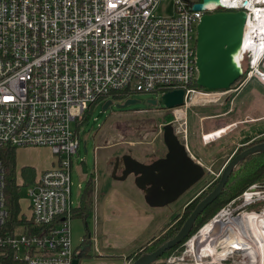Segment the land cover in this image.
I'll use <instances>...</instances> for the list:
<instances>
[{
  "label": "built area",
  "instance_id": "built-area-1",
  "mask_svg": "<svg viewBox=\"0 0 264 264\" xmlns=\"http://www.w3.org/2000/svg\"><path fill=\"white\" fill-rule=\"evenodd\" d=\"M163 1L0 0V246L16 250L26 264H73L77 258L73 156L79 126L95 105L121 92L162 97L183 89L184 104L168 109L165 124L173 125L189 150V110L222 103L235 90L239 81L229 90L197 84L198 25L205 14L247 12L240 84L254 77L264 82V0L210 1L201 10L193 5L202 1L170 0L172 16L157 14ZM207 135L203 139L210 141ZM6 147H46L55 156V164L26 186L32 226H20V233L2 232L9 215L1 157ZM261 187L255 184L243 194L246 203L264 201ZM191 245L185 251L195 257L191 264H213L197 259ZM167 264L190 263L183 256Z\"/></svg>",
  "mask_w": 264,
  "mask_h": 264
},
{
  "label": "rangeland",
  "instance_id": "rangeland-1",
  "mask_svg": "<svg viewBox=\"0 0 264 264\" xmlns=\"http://www.w3.org/2000/svg\"><path fill=\"white\" fill-rule=\"evenodd\" d=\"M156 12L159 15L172 16L175 13V4L170 0L163 1L158 5ZM254 78L255 80L251 84L247 85L246 83L244 85L247 87L237 100L233 99L234 93H231L220 104L200 103L189 110L190 153L204 163L206 162L205 164L208 168L204 166L207 169L205 176L176 201L156 209L158 219L165 221L167 223L165 226L168 227L164 226V230L163 227L156 236L147 242L146 244L149 246L159 243L158 239L166 235L171 222L174 221L173 223L175 224L181 220H187L199 202L217 186L224 167L236 154L264 140V119H259L264 116V97L262 96L264 95V85L256 86L257 79L261 82L263 81L258 77ZM129 98L138 99L140 102L125 108L117 107L118 103H124ZM149 99H157L159 102L157 105H153L148 102ZM107 100L100 101L95 105L79 126L80 146L78 153L73 156L72 168L71 198L74 208L80 206L81 196L87 182L91 178L96 181L98 192L102 189L107 190L110 187V183L113 184L116 180L114 178L115 165L111 174L109 170L110 165L115 164L117 158H121L125 154H130L136 158L140 150L143 153L148 151L149 154L144 159L150 158L149 161H151L152 158L153 160L158 159L159 155H164L167 151L163 140V125L168 121L166 116L169 111L161 104V96H158L155 92L135 93L132 97H127L121 102L114 100V103L108 109L103 110ZM206 113L213 116L216 115V117L207 118L206 115L208 114ZM233 124L237 125L229 129L224 135L219 136V138L214 137L210 141L203 140L204 134H210V131L213 132L226 125ZM74 126L76 125L74 124ZM47 156L48 152L39 150L37 147L36 149L19 148L17 149L18 169L32 163L34 165L37 160H44ZM245 167L246 163L241 162L233 173L240 172ZM255 184L264 186V179L252 184L235 198L230 197L231 193L220 195V199L217 198L214 202L218 199L219 201L202 218L194 232L179 244L177 249L167 255L164 254L161 261L167 264L170 257L181 258L184 256L187 259V263L191 264V262H195V257L193 254L185 255L187 244L194 243L198 251L196 253L198 259L203 256L201 255L202 252L199 251V247L206 246V243H208L211 247L207 248H212L217 243L216 238L223 233V227H226L229 222L238 219L239 216L242 217L263 211L264 201L246 203L243 195ZM260 189H264V187ZM20 198L23 208L27 210L29 203L27 187L21 188ZM218 218H220V222L216 231L209 237H201L203 229L210 222L218 221ZM85 222L80 217H74L72 221L75 246L82 242L81 238L87 232ZM87 226L92 231V237L94 238L96 236L94 233L96 228L98 230L97 226L95 228V219H89ZM21 231L22 227L19 226L17 233ZM222 243L217 246V251L222 250ZM243 250L244 248L236 247L226 253L216 251L215 256L214 253L213 255L209 253L210 255L204 256L202 259L205 263L214 261L213 264H220L223 259L222 264H250L252 260L245 256ZM134 260L132 259L129 264Z\"/></svg>",
  "mask_w": 264,
  "mask_h": 264
},
{
  "label": "water",
  "instance_id": "water-1",
  "mask_svg": "<svg viewBox=\"0 0 264 264\" xmlns=\"http://www.w3.org/2000/svg\"><path fill=\"white\" fill-rule=\"evenodd\" d=\"M210 1L220 0H203L201 3H195L193 9L201 10L204 4ZM246 22L247 12L244 10L207 13L202 17L198 25L197 42V84L200 87L207 90H229L242 78L244 72L238 56L243 45ZM184 96L183 89L168 91L162 95L161 104L166 109L183 105ZM139 102L138 99L129 98L124 103H118L117 107L125 108ZM148 102L157 105L159 101L149 99ZM113 103V100H107L103 110ZM163 140L167 148L163 157L151 162H142L130 154H125L115 162L114 178L126 180L133 175L136 186L145 192L146 201L152 207H163L176 201L198 183L207 171L180 141L171 123L163 127ZM262 151L264 142L236 154L224 167L217 186L199 202L176 236L155 251L142 254L131 264H153L168 250L185 241L191 235L199 216L223 193L234 169L248 156ZM79 262L77 257L73 264Z\"/></svg>",
  "mask_w": 264,
  "mask_h": 264
},
{
  "label": "crops",
  "instance_id": "crops-1",
  "mask_svg": "<svg viewBox=\"0 0 264 264\" xmlns=\"http://www.w3.org/2000/svg\"><path fill=\"white\" fill-rule=\"evenodd\" d=\"M254 80L255 78L249 80L247 85L251 84ZM260 84L264 85L263 82L257 79L256 86H260ZM244 85L238 91H230L227 95L234 93L233 99H239L247 87ZM262 96L264 97V95ZM206 116L207 118L216 117V115L213 116L211 114ZM259 119H264V116ZM235 125H226L207 134H209V138L211 139H214V137L219 138V136L227 133ZM30 148L36 149V147ZM37 149L48 152L47 158L37 160L34 165L32 163L25 166L33 167L37 174H39L55 164V156L49 148L37 147ZM138 152H140L136 155L138 160L142 162H151L153 160V158L151 161H149L150 158L147 159L148 161L144 159L149 154L148 151L143 153L139 150ZM189 152H191L190 147ZM192 156L206 167V162L204 163L194 154ZM159 157L160 155L157 158ZM114 165H110V174L113 172ZM118 172L120 173L121 170ZM93 184L94 210L89 219H95V228L97 226L98 230L96 228V232H94L96 236L93 238L92 231L87 228L86 234L81 238L82 242L77 246L74 244L80 260L79 264H129L132 258L128 256L149 242L167 223L158 219L156 209L159 207H152L147 203L145 199L146 194L136 186L133 175L129 176L126 180L116 179L113 184L110 183V187L107 190L102 189L99 192L97 191L96 181L93 180ZM26 211L28 209H25ZM85 225L87 227L88 222H85Z\"/></svg>",
  "mask_w": 264,
  "mask_h": 264
},
{
  "label": "trees",
  "instance_id": "trees-1",
  "mask_svg": "<svg viewBox=\"0 0 264 264\" xmlns=\"http://www.w3.org/2000/svg\"><path fill=\"white\" fill-rule=\"evenodd\" d=\"M113 97L116 101L121 102L128 97V93H117ZM86 117L87 115L84 117V120ZM166 118L167 120L170 119V114H168ZM17 149L18 148L11 147L3 148L1 155L5 165V198L9 210V215L6 224L2 228V232L4 233H13L15 228L19 226H32V223L29 219L30 204L28 203V211L25 212V208H23L22 201L20 198V191L22 187H26L27 185L33 183L38 177V174L35 169L30 166H23L18 169ZM243 162L246 163V167L243 168L240 172L232 173L230 175L229 180L225 185L221 196L223 194L231 193L230 197L235 198L236 196L242 194L243 191L249 188L252 184L260 182L264 179V151L248 156L244 161H242V163ZM219 199L214 202V204L212 203L210 206H208L206 210L199 216L198 220L196 221L193 227L192 232H194V230L197 228L198 223L202 221V218L207 215L209 210L214 207V205L219 201ZM93 210L94 184L93 178H91L87 182V185L81 196L80 206L75 208L74 210V217H80L86 222H88L89 218L92 216ZM185 221L186 220L184 219L178 223L176 222L175 224L173 223L174 221L171 222L169 226L170 231L168 230L166 235L161 236V238L158 239L159 243L157 245L155 244L153 246H149L148 244H145L142 248H139L137 251L131 253L128 257L132 259H137L142 254L155 251L167 241L174 238L182 228ZM165 227L163 228V230L165 229ZM178 247L176 246L168 250L165 255L174 251ZM161 258H159L153 264H164L161 261ZM0 264H26V262L16 258V250L12 249L8 245H4L0 246Z\"/></svg>",
  "mask_w": 264,
  "mask_h": 264
},
{
  "label": "bare ground",
  "instance_id": "bare-ground-1",
  "mask_svg": "<svg viewBox=\"0 0 264 264\" xmlns=\"http://www.w3.org/2000/svg\"><path fill=\"white\" fill-rule=\"evenodd\" d=\"M206 138L207 140H212L209 138V135ZM257 213L239 216L238 219L229 222L226 227H223L221 236L216 238L217 243L214 244V248H207L211 247L208 243H206V246L199 247V251L202 252L201 255L208 256L210 255L209 253L212 255L214 253L215 256L218 250L217 246L223 242L222 250L217 252L226 253L236 247L244 248L245 256H248L252 260L250 264H264V212ZM219 222L220 218H218V221L210 222L203 229L201 237L206 238L211 236L216 231ZM192 249L196 254L197 249L195 245L192 246ZM201 249L203 250L201 251Z\"/></svg>",
  "mask_w": 264,
  "mask_h": 264
},
{
  "label": "flooded vegetation",
  "instance_id": "flooded-vegetation-1",
  "mask_svg": "<svg viewBox=\"0 0 264 264\" xmlns=\"http://www.w3.org/2000/svg\"><path fill=\"white\" fill-rule=\"evenodd\" d=\"M240 83H241V82H240ZM240 83L238 84V86H237V87H235V90H236V91H238V90L241 88V84H240ZM261 142H264V140H262ZM166 150H167V149H166ZM166 152H167V151H166ZM165 154H166V153H165ZM165 154H164V155H162V156H160V157H163V156H165ZM160 157H159V158H160Z\"/></svg>",
  "mask_w": 264,
  "mask_h": 264
}]
</instances>
